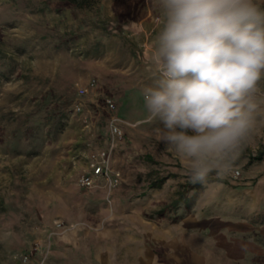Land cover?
Segmentation results:
<instances>
[{"label":"rangeland","instance_id":"rangeland-1","mask_svg":"<svg viewBox=\"0 0 264 264\" xmlns=\"http://www.w3.org/2000/svg\"><path fill=\"white\" fill-rule=\"evenodd\" d=\"M157 5L0 0V264H264V156L254 160L264 120L226 184L209 181L190 209L169 208L190 180L143 101ZM90 79L96 86L79 95ZM256 101L264 116V83ZM112 116L122 132L109 158L119 182L83 188L90 161L111 147ZM166 175L162 188H148Z\"/></svg>","mask_w":264,"mask_h":264},{"label":"clouds","instance_id":"clouds-1","mask_svg":"<svg viewBox=\"0 0 264 264\" xmlns=\"http://www.w3.org/2000/svg\"><path fill=\"white\" fill-rule=\"evenodd\" d=\"M155 73L142 90L165 150L193 184L227 177L258 118L264 8L257 0H158Z\"/></svg>","mask_w":264,"mask_h":264},{"label":"built area","instance_id":"built-area-1","mask_svg":"<svg viewBox=\"0 0 264 264\" xmlns=\"http://www.w3.org/2000/svg\"><path fill=\"white\" fill-rule=\"evenodd\" d=\"M95 86V80L90 79L85 86L78 87V93L79 95H84ZM104 103L109 111L112 112L115 109V104L111 98L106 97L104 99ZM74 110L75 112L81 111L80 105H75ZM108 131L111 140V147L109 149H102L97 153L92 161H90L89 171L83 174L79 180V184L83 188L88 189L93 187L96 178L104 179L110 186H116L119 182V173L113 172L109 165V158L114 149V145L116 144V142L122 139V132L118 125V119L115 116H112L110 118ZM21 261L27 263L28 255L21 256Z\"/></svg>","mask_w":264,"mask_h":264},{"label":"trees","instance_id":"trees-1","mask_svg":"<svg viewBox=\"0 0 264 264\" xmlns=\"http://www.w3.org/2000/svg\"><path fill=\"white\" fill-rule=\"evenodd\" d=\"M91 0H60V3L63 5H75V6H84L89 5ZM264 156V149L260 150L256 157H254V160H261ZM149 158V157H147ZM170 175L166 176H160L156 177L155 180L151 181L148 185L149 189H160L162 188L165 181L170 178ZM209 181L218 182L226 184L227 181L225 179H220L218 177H213L212 173L209 176ZM180 189H178L177 194L178 197L174 199L171 202V205L169 208H172L173 210L179 209L180 206H183L184 209L188 210L190 209L197 196V192L199 191V188H202L203 186L201 184H193L190 181H186L184 184H180ZM190 188L194 190L193 194L189 195ZM156 217H160L163 214V210H159L156 213H154ZM153 216V215H151Z\"/></svg>","mask_w":264,"mask_h":264}]
</instances>
